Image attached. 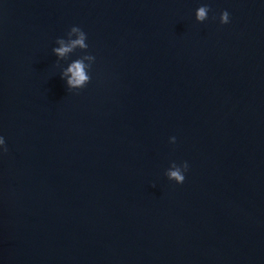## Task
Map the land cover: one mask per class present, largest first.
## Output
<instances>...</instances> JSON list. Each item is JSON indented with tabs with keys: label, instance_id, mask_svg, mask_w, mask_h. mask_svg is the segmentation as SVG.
<instances>
[{
	"label": "water",
	"instance_id": "water-1",
	"mask_svg": "<svg viewBox=\"0 0 264 264\" xmlns=\"http://www.w3.org/2000/svg\"><path fill=\"white\" fill-rule=\"evenodd\" d=\"M0 136V264H264V0H0Z\"/></svg>",
	"mask_w": 264,
	"mask_h": 264
},
{
	"label": "clouds",
	"instance_id": "clouds-1",
	"mask_svg": "<svg viewBox=\"0 0 264 264\" xmlns=\"http://www.w3.org/2000/svg\"><path fill=\"white\" fill-rule=\"evenodd\" d=\"M209 11L210 9L207 5L200 6L195 13L196 20L198 22H204L206 19H208ZM229 19L230 18L228 11H223L220 15V23L227 24L229 23ZM72 34H76L77 38L75 40H71L67 44L63 39H57L56 42L61 45V47L53 49L57 56L64 57L67 53L71 52L77 46L82 49L88 48V45L85 43V40L87 39L86 33L81 28L77 26L71 27L67 35L71 36ZM84 59L94 60V57L92 55H86ZM86 67H91V65L86 66L83 60H77L67 68L66 72L63 75L69 77L67 79V85L69 86V89H82L85 87V85L88 84L90 77L85 71ZM175 140V137L170 138L171 143H175ZM0 146L3 147V151L6 153L8 149L2 136H0ZM188 167L189 165L186 161L181 163L180 165H177L175 162H173L170 168L166 171L165 175L169 180L175 181L177 184H182L185 180L184 173L188 170Z\"/></svg>",
	"mask_w": 264,
	"mask_h": 264
}]
</instances>
